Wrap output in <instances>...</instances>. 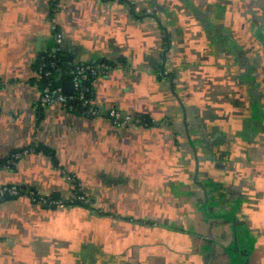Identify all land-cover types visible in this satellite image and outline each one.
<instances>
[{"label": "crops", "instance_id": "crops-1", "mask_svg": "<svg viewBox=\"0 0 264 264\" xmlns=\"http://www.w3.org/2000/svg\"><path fill=\"white\" fill-rule=\"evenodd\" d=\"M49 51L102 116L36 104ZM3 185L85 202L0 201V264H264V0H0Z\"/></svg>", "mask_w": 264, "mask_h": 264}, {"label": "built area", "instance_id": "built-area-1", "mask_svg": "<svg viewBox=\"0 0 264 264\" xmlns=\"http://www.w3.org/2000/svg\"><path fill=\"white\" fill-rule=\"evenodd\" d=\"M56 42H60L61 34L57 33ZM44 55L50 58L48 68L43 66L36 67L35 73L39 81H46L41 88L40 96L37 100V105L40 107H51L54 105H60L66 110L87 115L89 117L97 118L103 115V110L93 103V82L99 77L108 75L112 70L111 66L106 62H96L93 65H78L73 63H67V66L62 68L59 66V61H56V56L50 52H46ZM44 57V56H43ZM43 57H41L43 59ZM55 60V61H54ZM62 76H67V82L71 84L72 93L64 94L62 85H53V83L60 80ZM91 80L90 87L84 86V83ZM76 103V104H74ZM109 117L113 122L119 121V115L115 112H110ZM123 121L126 123H138V119H132L129 116H125ZM27 151L16 153L13 158H19ZM26 195L37 205L47 207L63 208L74 204L75 202H85L83 196H78L74 193L72 197L66 201L58 199H49L43 195L36 194L33 191L23 192L17 186H0V201L8 198H16Z\"/></svg>", "mask_w": 264, "mask_h": 264}, {"label": "trees", "instance_id": "trees-1", "mask_svg": "<svg viewBox=\"0 0 264 264\" xmlns=\"http://www.w3.org/2000/svg\"><path fill=\"white\" fill-rule=\"evenodd\" d=\"M51 54H54L55 56H56V61H59V66L60 67H62V68H64V67H66L67 66V62H61V58H60V55H59V53L58 52H53V51H49ZM44 56V57H43ZM43 56H41V57H43V59L42 58H40L39 60H38V62H37V64H36V67H38V66H43V68L45 69V68H48V66H49V61L51 60L50 58H48V57H46V55H43ZM54 60V61H55ZM67 80H68V77L67 76H62L61 78H60V80L59 81H57V82H55V83H53V85H62L64 82H67ZM90 83H91V80H88L87 82H85L84 83V86H89L90 87ZM41 84H42V86L44 85V84H46V81H44V80H42L41 81ZM74 104H76V103H74ZM53 199H57V198H53ZM75 204V203H74ZM77 205H81V202H78V203H76Z\"/></svg>", "mask_w": 264, "mask_h": 264}, {"label": "water", "instance_id": "water-1", "mask_svg": "<svg viewBox=\"0 0 264 264\" xmlns=\"http://www.w3.org/2000/svg\"><path fill=\"white\" fill-rule=\"evenodd\" d=\"M171 76V75H170ZM62 89L64 94H71L72 93V87L71 84L68 82H64L62 84Z\"/></svg>", "mask_w": 264, "mask_h": 264}]
</instances>
